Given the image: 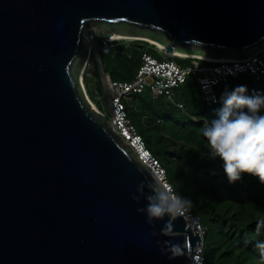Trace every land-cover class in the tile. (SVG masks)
Returning a JSON list of instances; mask_svg holds the SVG:
<instances>
[{"label":"water","instance_id":"water-1","mask_svg":"<svg viewBox=\"0 0 264 264\" xmlns=\"http://www.w3.org/2000/svg\"><path fill=\"white\" fill-rule=\"evenodd\" d=\"M91 25L245 60L264 49V0H0V264H188L191 229L137 213L151 175L89 102Z\"/></svg>","mask_w":264,"mask_h":264},{"label":"trees","instance_id":"trees-1","mask_svg":"<svg viewBox=\"0 0 264 264\" xmlns=\"http://www.w3.org/2000/svg\"><path fill=\"white\" fill-rule=\"evenodd\" d=\"M102 41L100 38L98 44L103 46ZM114 45L111 53H99L104 75L114 82L133 81L144 54L159 59L155 47L143 41L116 42ZM176 61L186 66L192 63V60ZM239 84H246L250 91L264 92V78L239 76L217 88L218 97L226 87ZM196 88L195 82L190 81L178 89L173 104L165 99L154 100L149 93L137 94L134 96L137 97V105L127 104L129 119L143 137L148 150L162 165L161 152L154 151L148 140L153 137L150 132L162 131L160 133L169 142L167 149L176 150L171 163L190 184L191 198L194 199L191 212L207 229L204 237L205 264H264L254 253L252 245L245 244L256 221L264 216V184L258 177L247 173L243 174L242 180L229 184L222 162L205 158L207 149L202 131L219 105H205ZM189 92L190 96L187 95ZM177 104L184 108L179 109ZM166 172L174 190L184 195L174 186L171 174Z\"/></svg>","mask_w":264,"mask_h":264},{"label":"built area","instance_id":"built-area-1","mask_svg":"<svg viewBox=\"0 0 264 264\" xmlns=\"http://www.w3.org/2000/svg\"><path fill=\"white\" fill-rule=\"evenodd\" d=\"M88 37L90 58L83 73L82 83H84V74L86 78L88 77L87 72L91 67V59H94V52L99 56V39L103 40L102 52L104 54L111 53L116 43L112 42V40H105L99 31L97 32L92 28L88 30ZM155 51L159 59L152 55L144 54L141 67L134 80L130 82H114L103 74L101 68L109 111L106 106L103 105L101 107L98 103L91 100L85 83L83 86L95 111L104 119L108 115L112 131L134 151L137 160L147 169L150 175L158 177L173 187L165 168L148 150L143 137L131 123L129 108L124 101L125 98L149 93L154 100L165 99L173 104L175 103L176 91L192 81L195 82L196 89L201 94L204 104L209 107L216 106L218 105L216 103L218 98L217 88L226 85L231 79L239 76L264 78V49L248 59L235 61H206L207 59L179 57L177 53L168 54L166 49L158 48V46H156ZM176 59L192 60V63L186 66L177 62ZM199 61H204L208 64L204 65ZM97 96L98 92L94 94V98L96 99ZM98 99L101 102L102 98L100 96ZM177 107L179 109L184 108L181 104H177ZM181 218L186 222L187 228L191 229L193 233V238L185 235L187 238L188 264H205L204 237L207 232L206 227L198 217L192 214L191 210ZM197 236L199 241L192 243V239L194 240ZM197 257H199V260H197Z\"/></svg>","mask_w":264,"mask_h":264},{"label":"clouds","instance_id":"clouds-1","mask_svg":"<svg viewBox=\"0 0 264 264\" xmlns=\"http://www.w3.org/2000/svg\"><path fill=\"white\" fill-rule=\"evenodd\" d=\"M216 103L219 107L214 109V115L202 131L207 149L205 158L222 162L229 184L242 180L245 173L258 177L264 184V92L250 91L246 84H239L226 87ZM132 200L137 205L143 204L136 211L146 217L150 226L166 218L183 217L193 207L191 198L154 176H146L140 181ZM170 227L166 225L161 233L166 234ZM156 235L157 232L152 231V236ZM245 244H251L258 259L264 262V216L256 221ZM160 250L169 260L185 255L184 245L180 243H170Z\"/></svg>","mask_w":264,"mask_h":264},{"label":"rangeland","instance_id":"rangeland-1","mask_svg":"<svg viewBox=\"0 0 264 264\" xmlns=\"http://www.w3.org/2000/svg\"><path fill=\"white\" fill-rule=\"evenodd\" d=\"M90 28L94 29L97 32L102 31V29H100V27H98V26L93 27V25H91ZM100 35H102V33H100ZM118 42H124V41L119 40ZM125 42L130 43L133 41L125 40ZM102 47H103L102 45L98 44L99 53L102 52ZM93 57H94V59L93 58H92L93 60L91 59V67H90L89 71L87 72L88 77L86 78L85 74H84V83H85L88 95L91 98V100L98 103L101 107L103 105L106 106L107 110L109 111L106 90H105V87L103 85V80L101 79V76H102L101 68H102V66L98 60L99 56H97V54L95 52H94ZM99 83H101V84H99ZM96 92H98V96L95 99L94 94ZM187 95L190 96V92L187 93ZM99 96L102 98L101 102H99V99H98ZM136 99H137V97H134V96L132 98L126 97L124 101L128 105L129 104L137 105ZM161 100H164V99H161ZM137 112L139 113L140 111L137 110ZM105 121L109 124L108 115H107V118H105ZM160 132H162V131H158V130L157 131H151L150 134H152L153 137H152V140L151 139H148V140L151 141L152 148L154 149V151L159 150L161 152L160 158L162 157L163 166L166 168V170L173 177L174 182H175L174 186L177 189H180L181 190L180 192L183 193L185 196L191 198V191L192 190L190 189V184L186 181L185 178H183L180 175V173H181L180 170L174 168L173 164L171 163L173 160V156H174L173 152H175L176 150L175 149H172V150L167 149L169 142L165 138V136ZM166 152H167V154H166ZM182 191H184V192H182ZM191 200L194 203V199L191 198Z\"/></svg>","mask_w":264,"mask_h":264},{"label":"bare ground","instance_id":"bare-ground-1","mask_svg":"<svg viewBox=\"0 0 264 264\" xmlns=\"http://www.w3.org/2000/svg\"><path fill=\"white\" fill-rule=\"evenodd\" d=\"M141 39H143V38L142 37H139V36L124 35V34H115V35H113V37H112L111 40H112V42L119 41V40L142 41ZM143 41H147V40L143 39ZM147 42L150 43V44H152L153 46H158V48L165 49L161 44H159L158 42H155L153 40H148ZM174 53H177V55L179 57L193 58L191 56L189 57L187 55H184V54H181V53H178V52H174ZM206 61H208V60H206ZM84 70L82 72V78H83Z\"/></svg>","mask_w":264,"mask_h":264},{"label":"crops","instance_id":"crops-1","mask_svg":"<svg viewBox=\"0 0 264 264\" xmlns=\"http://www.w3.org/2000/svg\"><path fill=\"white\" fill-rule=\"evenodd\" d=\"M101 79H102V76H101Z\"/></svg>","mask_w":264,"mask_h":264}]
</instances>
